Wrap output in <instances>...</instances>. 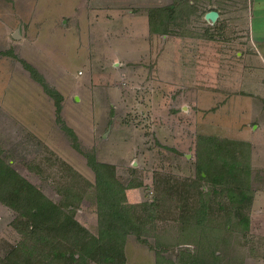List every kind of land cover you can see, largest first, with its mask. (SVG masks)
I'll return each mask as SVG.
<instances>
[{
  "label": "rangeland",
  "instance_id": "obj_1",
  "mask_svg": "<svg viewBox=\"0 0 264 264\" xmlns=\"http://www.w3.org/2000/svg\"><path fill=\"white\" fill-rule=\"evenodd\" d=\"M248 2L0 0V34L10 29L5 38L0 35V158L91 235L99 236L95 174L62 129L54 100L32 78L25 57L36 45L46 49L57 27L66 28L64 34L72 29L70 36L75 37L105 20L110 28L99 41L101 55L95 51L97 42L88 52L93 59H112L106 62L109 73L92 74L88 86L82 81L88 77L86 50L80 54L76 44L60 42L47 55L75 72V86L61 89L64 76L51 68L43 77L50 87L56 89V83L60 88L64 97L60 116L76 132L82 150L95 151L99 162L114 168L120 204L140 226V237L126 236V264H180V257L188 264L189 254L205 250L211 258L215 249L214 264H264L260 248L264 240L247 232L239 216L247 209L238 213L243 204L230 200V179L220 177L228 174L221 168L223 152H212L213 144L199 141L201 130L195 123L200 119L188 105L190 86L209 87L211 67L218 66L225 74L241 65L239 54L249 50L250 43ZM171 4L174 17L169 11L164 15L160 32L141 31L142 15ZM85 6L99 8L100 15ZM211 11L220 15L216 22L206 19ZM127 45H132L127 53L134 60L117 56L122 62L117 69L116 55L126 52ZM100 68H105V61ZM184 78L188 87L178 84ZM165 81L173 88L167 95ZM32 231V221L0 200V264H14L20 258L23 264H71L72 257H80V250H73L61 236L55 252L42 244L33 248L37 240Z\"/></svg>",
  "mask_w": 264,
  "mask_h": 264
},
{
  "label": "crops",
  "instance_id": "obj_2",
  "mask_svg": "<svg viewBox=\"0 0 264 264\" xmlns=\"http://www.w3.org/2000/svg\"><path fill=\"white\" fill-rule=\"evenodd\" d=\"M248 1L247 5L249 12L247 14V20L250 43L248 46L249 50L247 48L246 51L239 54L241 65L235 68L234 71L227 69L225 74L220 71L218 66L211 67L209 74L211 82L209 87L203 88L199 85L190 86L192 88H190L191 94H189V97L192 103L188 105H192L195 108V117L200 119L198 123H195L201 130L199 135H197L199 141L208 139L213 141V143L218 142L220 145V150H218L217 153L220 151L223 152L222 164L223 160L226 159L227 175L230 179L228 180L230 184L229 188L237 189L233 197L236 201L243 204V209H247L246 214L243 212L239 215L245 220L244 226L247 232L264 240V0ZM172 5L174 4L166 7ZM83 9L96 10L94 16L100 15L101 11L99 8L97 9L95 7L89 9L85 6ZM149 11L147 16L142 15L140 24L142 26L141 31L151 35L155 33L151 31ZM3 16L6 17L5 14H3ZM2 20L0 16V22ZM121 23L122 25L124 24L122 18ZM126 23L131 26L130 20L126 21ZM65 27H67V22L64 20L63 28ZM108 28L110 27L105 20H98L92 29L90 27V29L85 32L86 34H82L81 36L80 34H76L75 38L73 35L70 36V34L73 33L72 29L70 30V34L67 33V35L64 34L66 28L62 31L57 27L56 36L52 38L49 46H45L46 49L36 45L32 50H29L28 56H24L27 62L26 64L32 66L44 77H46L45 71L47 70L45 69L47 68H51L63 74L64 77L62 79L61 89H67V86H65L66 84L70 85V88L72 87L73 89L75 85H72L74 84L75 78L72 76H74L75 72L73 73L69 68L60 66L53 58H50L47 53L55 51L52 49L54 43L58 44L62 42L65 44H76L78 53L81 54L85 50L87 52L85 59H82L88 69V77L86 76L82 81L89 86L92 83L90 78L92 74H96V72H100V74L109 73L107 70L108 63L106 62H111L112 59L109 61L110 58L107 56L104 58L95 57L98 59H93L94 57H90L91 52L90 54L88 52L91 51V48H96L91 46L92 42H97L95 44L97 45L95 51L99 53V56L101 55V52L97 51L98 48L102 49V45L99 41L101 38H106V34L109 32ZM8 30L6 32L3 31L0 35L5 38V33L7 35L10 32ZM99 31H101L104 36H101ZM60 32L63 33L60 34ZM133 33L134 36H137L139 32L135 29ZM77 38L80 39V41ZM127 47L129 48V45H127ZM131 47L132 45H130V48L124 53L120 50L118 51L119 54L117 53L116 55L117 61L113 63V65L116 66L115 68L119 69L120 67L118 66L122 63L119 62L117 56L120 57L123 54L126 55L124 59L134 60V56L131 53H127L133 50ZM167 57V65L169 68L172 59L171 54ZM101 59L105 61V68H100V66L104 64V61ZM106 59L108 60L106 61ZM170 71L167 73V76H169L165 78H170L172 74ZM28 72L30 73L29 70ZM79 72L84 74L82 70H79ZM182 72L184 75L187 74L185 69L182 70ZM181 74L182 73H180V75ZM105 79L107 80L108 78L105 77ZM197 79L199 80V78H196V80ZM185 80L186 78H184V82L181 81L178 84H185L186 87H188ZM164 83L166 85H163L162 88L166 91L167 95V92H171L173 88L168 82L165 81ZM55 84L53 85L60 91V88ZM174 87H176V85H174ZM185 92L184 96L186 97ZM60 93L62 94V92ZM186 107L187 106H184V109H186ZM260 248L264 250V245L260 246Z\"/></svg>",
  "mask_w": 264,
  "mask_h": 264
},
{
  "label": "trees",
  "instance_id": "obj_3",
  "mask_svg": "<svg viewBox=\"0 0 264 264\" xmlns=\"http://www.w3.org/2000/svg\"><path fill=\"white\" fill-rule=\"evenodd\" d=\"M175 10L174 5L150 10L149 16L152 33L160 32V28H158L159 21L163 20L162 18H164V15L168 11L174 17L175 13L172 12ZM25 67L30 71L32 78L43 87L45 93L54 100L58 121L62 124V129L71 139L74 149L85 156L87 165L95 174L97 199L99 202L100 234L98 237L91 235L76 220L62 212L57 205L47 200L36 188L22 179L14 170L6 166L1 158L0 200L7 206L18 211L20 216L32 221L33 234L31 236L37 240L33 248L37 249L39 244H42L45 247L53 248V252H55L56 246L59 244V242L55 241L58 236H61L62 240L71 244L73 250H80V257H72L73 261L71 264H88V260L95 261L97 264H126V256L124 253L126 236L135 234L140 237L142 232L140 226L133 220L129 208L120 204V200L122 199L120 194L122 192H119V189L113 181L115 179L114 168L99 162L95 151L82 150L76 132L65 124L60 116L64 99L62 94L58 90L50 87L45 78L32 66L25 63ZM201 141L207 144H213L215 147H213L212 152L220 150L218 142H215V144L208 139ZM226 163V159H224L221 166L223 170L226 169ZM109 170H111V174L107 173ZM223 176L228 177L227 175H221L220 177ZM228 191H230L231 195L230 200L241 204V202L236 201L233 197L237 189L229 188ZM242 209L241 206L238 213ZM243 220L244 218L242 222ZM29 251L28 254L32 252V249ZM207 253V251L203 250L200 255L196 253L189 254V257H187L188 260L186 261H189L188 264H214L217 260L216 249L214 252L210 251L211 258L206 256ZM184 258L180 257L178 259L180 264H184ZM14 264H23V259L16 260Z\"/></svg>",
  "mask_w": 264,
  "mask_h": 264
},
{
  "label": "water",
  "instance_id": "obj_4",
  "mask_svg": "<svg viewBox=\"0 0 264 264\" xmlns=\"http://www.w3.org/2000/svg\"><path fill=\"white\" fill-rule=\"evenodd\" d=\"M218 18H219V13L217 11H211V12L207 13V15H206V19L213 21V22H216L218 20Z\"/></svg>",
  "mask_w": 264,
  "mask_h": 264
}]
</instances>
